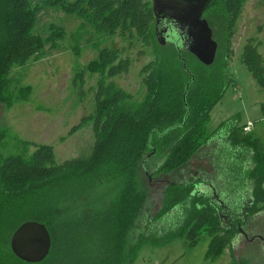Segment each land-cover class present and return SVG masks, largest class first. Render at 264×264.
I'll use <instances>...</instances> for the list:
<instances>
[{
    "label": "trees",
    "instance_id": "1",
    "mask_svg": "<svg viewBox=\"0 0 264 264\" xmlns=\"http://www.w3.org/2000/svg\"><path fill=\"white\" fill-rule=\"evenodd\" d=\"M40 1L43 7L83 19L99 36H118L131 47L141 45L144 49L140 54L151 49L154 59L140 71L146 90L140 102L108 83L130 70L131 59L123 56L122 49L97 45V58L77 74V86L84 85L85 72L100 75L94 114L67 135L71 137L85 124L93 123L95 143L87 157L58 164L52 145L23 139H17V153L6 157L1 145L7 132L0 129V264H30L11 250L13 234L28 221L46 225L52 239L50 254L37 264H134L146 244L131 234L149 201L146 187L154 176H170L187 167L212 138L207 127L227 90L225 72L233 53L232 37L247 0H213L206 10L203 17L218 43L211 66L183 49L180 40L171 39L163 45L157 34L153 0ZM41 9V4L33 5V0H0V104L8 109L29 102L33 90L23 86L10 93L13 70L38 61L47 44L55 48L57 40L66 35L53 26L45 39L33 32ZM260 45L258 37L249 38L241 61L264 89ZM188 57L205 67H219L222 75L211 73L208 78L222 77L223 84H212L218 85L220 92L212 94L206 79L191 70ZM238 137L242 135H233L235 142ZM242 140L245 145L250 140L254 146H248L256 153V168L251 174L256 183L252 213H257L264 209V145L251 135ZM196 185L179 180L168 183L164 208L158 216L191 201L192 212L178 236L189 248L208 239L206 260L216 262L231 247L234 232L222 227L216 207L205 202L203 196L194 195ZM99 188L107 192L112 189L115 195L107 200L97 195ZM101 204L106 206L105 214L96 208ZM101 217L104 222L98 224L96 220ZM79 234L85 237L79 239Z\"/></svg>",
    "mask_w": 264,
    "mask_h": 264
},
{
    "label": "rangeland",
    "instance_id": "2",
    "mask_svg": "<svg viewBox=\"0 0 264 264\" xmlns=\"http://www.w3.org/2000/svg\"><path fill=\"white\" fill-rule=\"evenodd\" d=\"M37 4H41L42 9L33 32L45 39L51 34L53 26L56 30L64 31L66 35L65 38L57 40L55 48L47 44L41 59L32 61L23 68H15L11 73L8 86L10 93L17 92L23 86H31L33 90L27 103H17L10 109L0 104V129L7 132L1 152L6 157L17 153V139H23L52 145L55 148L57 163L62 164L67 160L89 156L95 143L92 122L85 124L71 137L67 135L74 126L95 112V94L98 91L100 75L85 72L83 86L80 83L77 86L75 78L97 58V45L102 48L122 49L123 56L131 59L129 72L109 80L108 83H114L117 88L132 94L134 101L138 102L146 95L140 71L154 59V54L151 49L145 54H140L144 49L141 45L131 47L118 36H99L83 19L68 15L60 9L43 7L40 0H33V5ZM242 11L243 16L237 20L234 28L233 53L225 72L229 82L227 90L213 109L209 124L207 123L208 131L213 133L211 139L214 138L216 146L211 140L193 157L187 167L170 176H154L150 186L144 183L149 193V201L138 228L131 231V234L134 238H142L146 244L140 248L134 264H209L204 260L208 239L196 247L189 248L185 246L183 238L178 236L192 212L191 201L175 207L166 215L158 216L164 208L168 183L178 180L181 183H192L193 179L207 176L208 178L199 180L203 182L200 185L203 184L205 191L202 199L211 204V201L218 203L225 196L223 193L213 195L212 187L216 185L221 188V185H218V180H221L223 192L230 191L235 205L241 207L243 195L239 192L242 188L237 186L236 182L239 181L244 164L242 154L234 150L228 133L230 134L234 127L247 123V117L253 118L258 127L264 122V89L241 61L244 47L251 37H258L261 41L259 52L264 57V2L247 0ZM253 12H256L257 16L249 17L248 14L252 15ZM188 58L191 70L203 76L207 85L212 86L216 81L223 84L222 77L208 78L211 73L221 74L219 67H205L196 59ZM215 92H220L218 85L212 86V94ZM157 166L158 164L155 169ZM227 183L231 184L227 186ZM97 195L108 200L115 195V191L111 189L107 192L106 189L99 188ZM96 208L101 214H105L104 204ZM96 221L98 224L104 222L103 217ZM77 237L82 239L85 235L79 234ZM234 255L236 256V252ZM244 261L247 264L254 263L251 253ZM228 262L229 259H224V262L219 264Z\"/></svg>",
    "mask_w": 264,
    "mask_h": 264
},
{
    "label": "crops",
    "instance_id": "3",
    "mask_svg": "<svg viewBox=\"0 0 264 264\" xmlns=\"http://www.w3.org/2000/svg\"><path fill=\"white\" fill-rule=\"evenodd\" d=\"M241 16H243V11L241 13ZM248 16L254 18L257 16V13L253 12L252 15L248 14ZM262 26L263 25H260V27ZM247 120V123L241 126L234 127L231 130V133H228V138L230 142L232 141L234 144H232L234 146V150L242 154V162L244 164L242 174L239 176V181L236 182V185L242 188L239 192V194L243 195L240 201L241 207L235 205V200H233V196H231L230 191L227 190L223 192V184L221 180H218V185H221V188H218V186L216 185L215 187H212V190L214 192L213 195L218 196V194L220 193L225 194L224 198L221 201H219L218 203H215L216 201H211V204L217 208L219 217L221 218L222 227L226 230H233L234 238L231 247L228 248L223 254V256L220 258V260L216 262L206 260L209 242L207 241V249L205 252L204 260L209 264H219V262L223 263L224 259H229V262L227 264H247L244 260L245 257L247 258V255L249 253H251L254 259V263L252 264H264V209L257 213H252V209L256 205V183L251 173L256 168V153L254 149L250 147L254 146V144H252L250 140L246 141V144L250 146L245 145L242 140V137L251 135L253 140H259L264 145V122L261 123L260 127H258L253 121V118L247 117ZM249 123H252L253 127L251 129V132L246 133L244 132V127L247 126ZM238 133H240L242 137H238L237 141L235 142L233 139V135H238ZM213 139L211 140L214 141V145L216 146V141ZM213 172H211V174H213ZM227 176L229 175L227 174ZM205 178L208 177L205 176L204 178L193 179L194 183H198V185H196L193 191L195 196L202 197L204 195L205 191L203 189V184L200 185L203 182L198 180ZM230 184L231 183H227V186ZM262 189L264 191V180L262 183ZM234 217L235 219L232 220V218ZM234 252H236V256L234 255Z\"/></svg>",
    "mask_w": 264,
    "mask_h": 264
},
{
    "label": "water",
    "instance_id": "4",
    "mask_svg": "<svg viewBox=\"0 0 264 264\" xmlns=\"http://www.w3.org/2000/svg\"><path fill=\"white\" fill-rule=\"evenodd\" d=\"M212 1L153 0L155 17L158 18V12L169 13V20L181 38L183 49L206 66L215 62L218 51L213 30L203 17ZM166 44L163 42V45ZM51 247L52 239L46 225L37 221L25 222L11 238L13 254L30 264L43 262L50 254Z\"/></svg>",
    "mask_w": 264,
    "mask_h": 264
},
{
    "label": "flooded vegetation",
    "instance_id": "5",
    "mask_svg": "<svg viewBox=\"0 0 264 264\" xmlns=\"http://www.w3.org/2000/svg\"><path fill=\"white\" fill-rule=\"evenodd\" d=\"M158 27V38L162 42H167L171 39L180 40L181 38L177 35L172 22L169 20V13L158 12V18H156Z\"/></svg>",
    "mask_w": 264,
    "mask_h": 264
},
{
    "label": "built area",
    "instance_id": "6",
    "mask_svg": "<svg viewBox=\"0 0 264 264\" xmlns=\"http://www.w3.org/2000/svg\"><path fill=\"white\" fill-rule=\"evenodd\" d=\"M253 127L252 123H249L247 126L244 127V132L249 133Z\"/></svg>",
    "mask_w": 264,
    "mask_h": 264
}]
</instances>
